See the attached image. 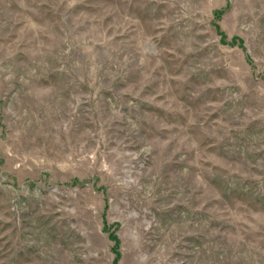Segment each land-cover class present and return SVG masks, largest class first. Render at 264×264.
<instances>
[{"label": "rangeland", "instance_id": "374dc122", "mask_svg": "<svg viewBox=\"0 0 264 264\" xmlns=\"http://www.w3.org/2000/svg\"><path fill=\"white\" fill-rule=\"evenodd\" d=\"M0 264H264V0H0Z\"/></svg>", "mask_w": 264, "mask_h": 264}]
</instances>
